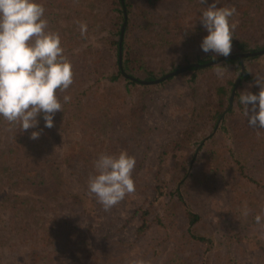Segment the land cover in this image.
<instances>
[{"label":"trees","instance_id":"trees-1","mask_svg":"<svg viewBox=\"0 0 264 264\" xmlns=\"http://www.w3.org/2000/svg\"><path fill=\"white\" fill-rule=\"evenodd\" d=\"M91 1L78 0L76 6L79 8H76L83 13L89 3H92L93 7L95 5L101 6L98 3L99 0ZM148 1L149 5L152 6L162 0ZM225 1L232 4L231 6L237 10L232 18L237 23V27L229 55L263 49L264 28L260 27L264 24V0H222L217 6H224L222 3ZM65 2V5L69 7L70 0H65ZM207 3L208 0L206 5L201 3V0H195L194 9L202 11ZM110 4L115 14V20L119 23L116 28L118 40L113 42L116 46V54L111 59L112 61L97 65L83 56L78 59H76L77 57L70 59L74 72L73 84L66 91L58 92L63 110L55 114L54 126L45 128L43 117L40 116V123L37 127L42 130L41 135L37 139H31L30 133L35 129L30 128L26 132L20 133L17 125L0 118V125L5 122L4 124L8 129L6 135H11L10 139L12 140L7 146L0 144V171L4 172L3 176L0 177V205L2 207L5 205L4 209L0 208V264H17L19 261L26 264H77L80 252L84 253L86 259L93 264H129L132 260L144 259L142 255L132 254L133 245L126 244L124 241H115L112 234L101 233L99 238V233L104 230L103 227L100 230L97 229L92 238L72 227L71 215L90 217L91 213L88 210L89 207L84 203L86 201L83 199V194L70 192L61 187L59 176L62 171L59 161L71 165L74 161L91 159L103 150L112 152L114 155H118L122 151L130 154L140 145L141 139L152 132V128H144L145 126L141 122L142 116L149 106L151 88L140 83L141 81L133 76L146 74L144 79L153 80L158 74L155 68H160L163 62L167 61L166 63L170 66L175 63L174 67L171 66V69L175 70L182 64L185 65L189 62L204 63L220 55L211 51L205 53L200 47L201 53L199 52L192 58L186 56L184 62L180 61V57L182 59L181 50L191 40V37L197 38L199 41L196 43L201 46L204 36L199 35L201 31H198V28H192L193 33L188 34L187 29L190 32L192 30L186 27L182 33L187 36L183 42H179L181 45L175 49L171 41H169L171 46L166 45L165 48L160 46L161 44L157 45L152 42L144 44L145 42L139 41L136 44L138 41L136 39L143 29V21L137 19L139 15L135 12V9L138 8L135 7L132 0H111ZM253 8L256 10L255 13H252ZM125 12H127L126 18ZM191 12L196 17L192 9ZM125 20L126 26L122 34L121 26ZM59 27V24H55L54 29L50 31L56 32L55 29ZM198 27L207 33L202 26ZM145 31L148 29L146 28ZM149 33L148 31V35ZM78 45L79 43L74 45L73 49L76 50ZM164 54L166 55L164 56ZM262 58L264 60L261 55L244 58L236 56L227 58L219 64L225 68L230 67L235 72V78H229L225 85L222 84L224 79L216 77L215 80L218 89L217 94L222 96V104L226 103V107L229 104V98L237 79H239L234 97L235 101L231 110H227V115H235L238 109L243 111V106L239 104L240 92H259L260 88L256 84V76L264 80V66L258 67ZM262 62L264 63V61ZM242 64L245 65L244 70ZM215 66L198 70H214ZM195 68L197 67L192 66L189 71ZM174 77L175 75L169 79ZM208 82L210 86L207 84L205 90L211 93V89L215 85L213 82L211 84L210 80ZM192 90L196 94L199 92L197 86L192 87ZM65 95L71 97L70 102L66 104L63 103V96ZM229 117H224L226 121L223 119L221 127L235 131L237 134L242 132L247 134V145L251 148L247 153H242L240 156H237L236 151H231L232 159H227V163L232 164L231 166L235 169L233 178L228 180V182L232 181L231 185L229 183L232 189L229 205L233 206L235 201L241 203L244 200H249L251 203L256 199V191L261 189L264 191V129H256L250 126L242 127L237 123L235 125L234 121L228 120ZM234 117L236 116L231 118ZM59 131L83 133L81 140L92 143L95 147L93 150H89L81 142L76 144L79 145V149L71 146L66 153H63L58 147ZM186 134L188 135L187 132ZM201 141L202 139L195 142L197 147ZM134 142L132 147L131 143ZM204 146L200 147L202 156L208 152ZM213 151L215 150H211V153ZM216 155L217 152L215 157ZM173 158L176 160L175 154H168L167 151H163L159 157L156 172V182L159 183L155 188L157 196L161 195L165 188L163 185L165 180L162 179V176L166 175L167 163ZM197 160L199 161L200 158L197 157ZM183 163V161L178 162L171 172L173 179L178 180L186 173L187 167ZM174 190L180 195V188L176 184ZM91 201L90 206L97 203L94 199ZM257 211L255 214L250 213L246 216L243 220L246 225L255 223L254 217L258 214ZM186 213L188 222L193 226L199 219V215L190 208ZM148 214L150 212L145 210L142 217L143 223L138 228L140 233L150 227L152 221ZM158 221L161 219L158 218ZM231 233L233 232L228 233L229 241L233 240ZM97 234L98 236H96ZM213 236V233L202 235L192 233L190 237L186 235L191 240H197L207 245V249L202 255L201 252L194 253L197 264L204 261L205 253H207L206 259H209L212 254L216 258V254L210 251L211 245L209 246V244H213ZM192 244L195 250H199L198 244ZM259 249L262 253L260 264H264V244H261ZM220 257L223 260L222 264H234L236 262L228 251L224 255H217V258Z\"/></svg>","mask_w":264,"mask_h":264},{"label":"rangeland","instance_id":"rangeland-1","mask_svg":"<svg viewBox=\"0 0 264 264\" xmlns=\"http://www.w3.org/2000/svg\"><path fill=\"white\" fill-rule=\"evenodd\" d=\"M132 1L135 7L138 8L135 9V12L139 15L137 19L143 21V29L139 34L140 39L139 37L136 39L138 40L136 44L139 41L145 42L144 44L152 42L157 45L161 44L160 46L165 48L166 45L171 46V43H169L171 41L175 49L181 45L179 42H183L187 36L182 33L186 27L191 30L192 28H198V31H201L199 32L200 36L207 34L198 27L202 26L199 20L201 10L194 9L195 0H162L152 6L149 5L148 0ZM110 2L111 0H99L100 7H97V5L93 7V4L89 3L82 13L78 9L79 7L76 6L78 0H75V2L70 0L69 7L65 5V0H43L48 29H54L55 24L60 25L55 31L61 36L64 55L67 59L70 60L72 57L78 59L83 56L95 65L112 61L111 59L116 54V46L113 42L118 40L116 28L119 23L115 20ZM210 3H212V0H208L207 4ZM222 4L224 6L232 5L226 3V1ZM191 9L195 12L196 17H194ZM255 12L256 10L253 8L252 13ZM126 17L127 12H125ZM80 23H86L88 27L87 34L84 37L80 35ZM125 26L126 20L122 23L121 30L123 27L125 29ZM146 28L150 32L149 35L148 31H145ZM260 28H264V24ZM193 31L190 32L187 29L188 34H192ZM198 41L197 38L193 39V37L190 41H186L187 44L181 50V62H184L186 56L192 58V56L199 54L201 46L196 43ZM77 43L79 45L75 50L73 46ZM258 50L262 49L231 55L251 53ZM259 55L264 57V53ZM220 57L222 56L215 59ZM223 61L197 67L192 71H189L191 69L189 67L177 73L171 80L168 77L156 83H145V81H148L144 79L146 74L133 76L135 79L140 80V83L151 88L149 106L143 114L141 122L144 124V128H152V132L145 135L141 139L140 145L129 154L134 156L136 160L132 170L135 193L126 196L124 200L109 211H105L99 203L90 206L91 200L96 201L94 195L88 191V179L95 172V161L101 154H114L106 150L99 151L91 159L74 161L71 165L59 161L61 163L59 165L60 170L62 171L59 176L61 187L70 192L83 194V199L86 201L84 203L89 207L88 210L91 213L90 217H74L71 215L70 223H72L75 230L81 231L92 238L93 233L95 234L97 229L100 230L103 227L104 230L98 232L99 238L101 233L112 234L115 241H124L126 244L133 245L132 254L142 255L143 260L150 262V264H197L194 253L201 252L202 255L207 249V245L197 240H191L186 235L190 237L192 233L199 235L213 233L214 241L209 246L211 245L210 251L216 254V258L212 254L210 260L206 259L207 253H205L204 261H201V264H222L223 260L221 257L217 258V255H224L227 251L235 258L236 262L234 264H260L262 253L259 247L264 244V228L255 223L246 225V222L243 221L246 217L241 215V210L246 203L249 214H255V211L261 205L263 208L260 206L257 213L264 215V191L262 189L256 191V199L251 203L249 200H244L241 203L235 201L233 206L229 205L232 192L229 183L231 185L232 181L228 182V180L233 178L235 169L231 166L232 164L227 163V159H232L231 151H236L237 156H240L251 149L247 145V134L244 132L237 134L235 131H229L224 129L223 126L221 127L223 119L226 121L224 117L227 116H230L228 120L230 122L234 121L235 125L237 123L242 127L249 126L242 110L238 109L235 115H227V110L230 111L234 104L239 79H237L229 98V104L226 107V103L222 104V96L217 94L218 89L215 83L217 76L214 70H198L215 66ZM262 61H264L263 58ZM262 61H260L258 67L264 66ZM166 62H163L160 68L154 67L158 72L155 79L162 78L174 71L171 66L174 67L176 64L172 63L170 66ZM194 63L198 62L185 63L177 69ZM244 66L242 64L243 70L245 69ZM229 78L234 79L235 72L230 67H226L224 68L222 78L224 81L222 84L225 85ZM209 80L211 84L214 83L215 85L214 88L212 87L211 93L205 90ZM196 86L199 89L197 94L192 90V87ZM232 116L236 117L231 118ZM2 123L0 125V144L7 146L12 141L10 139L11 135H6L8 129L4 124L5 122ZM59 133L58 147L63 153H66L71 146L79 149V145L76 144L81 142L89 150H93L95 147L92 143L81 140L83 133H65L62 131H59ZM200 139H202L201 144L197 147L195 142ZM178 141L180 142L177 145ZM134 144L135 142L131 143V146ZM202 145H205V149L208 150L203 156L200 153ZM211 150L215 151L211 153ZM163 151H167L168 154H175L176 160L173 158L168 161L166 175L162 176V179L165 180V184H163L165 188L162 194L157 196L155 188L159 182H156V172L159 157ZM197 157L200 158L199 161ZM181 161L187 167L186 173L178 180L173 179L171 172ZM218 167L221 168L217 169ZM0 172V177H2L4 172ZM175 184L180 188V195L175 193ZM3 207L0 205L1 209ZM189 208L199 215V219L193 226L190 225L187 219L186 211ZM145 210L150 212L148 217L151 218L152 222L148 229L146 228L140 233L138 228L143 223L142 217ZM158 218L164 222L161 224ZM229 232H233L231 233L233 234L232 241L228 240ZM192 243L198 244L199 250H195ZM78 256L77 264H93L86 259L84 253L80 252ZM93 262L95 263L94 260ZM17 264L26 263L19 261Z\"/></svg>","mask_w":264,"mask_h":264},{"label":"clouds","instance_id":"clouds-1","mask_svg":"<svg viewBox=\"0 0 264 264\" xmlns=\"http://www.w3.org/2000/svg\"><path fill=\"white\" fill-rule=\"evenodd\" d=\"M207 0H201L206 5ZM212 3L201 11L199 20L207 35L201 41V50L227 57L232 49L237 23L234 6ZM43 0H0V118L17 125L20 133L35 129L31 139H37L42 130L37 126L42 116L45 128L54 126V116L63 110L58 92L73 84L71 61L64 55L61 36L48 29ZM80 35L86 36V23L79 24ZM224 66L217 64L214 72L224 76ZM258 93L242 91L239 104L250 127L264 129V80L256 76ZM71 97L63 96V103ZM136 160L126 151L118 155L101 154L95 161L94 174L88 179V191L105 211L135 193L132 176ZM245 203L241 215L248 216ZM254 221L264 228V215L257 214ZM129 264H148L135 259Z\"/></svg>","mask_w":264,"mask_h":264},{"label":"water","instance_id":"water-1","mask_svg":"<svg viewBox=\"0 0 264 264\" xmlns=\"http://www.w3.org/2000/svg\"><path fill=\"white\" fill-rule=\"evenodd\" d=\"M123 30H124V27L122 28V34H123ZM120 45H121V43H120ZM263 53H264V49H262V50H258V51H254V52H251V53H241V54H238V55H229V56H227V57L222 56V57H220V58H218V59H215V60H213V61H210V62H208V63H203V64H200V63H194V64H190V65H187V66H183V67H181V68H179V69H177V70H174V71H172V72L166 74V75H165L164 77H162V78L155 79V80H150V81L148 80V81H145V83H156V82H158V81L164 80L165 78H168V77H171V76H173V75H176L177 73H179V72H181V71H184L185 69H187V68H189V67H192V66H195V67H201V66H206V65H210V64L217 63V62H219V61H221V60H225V59L230 58V57L234 58V57H236V56H239L240 58H243V57H245V56H253V55H259V54H263Z\"/></svg>","mask_w":264,"mask_h":264}]
</instances>
